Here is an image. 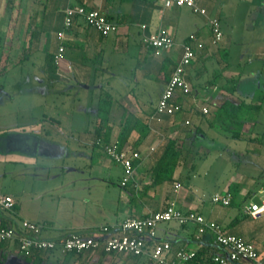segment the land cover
I'll list each match as a JSON object with an SVG mask.
<instances>
[{
  "label": "crops",
  "instance_id": "crops-1",
  "mask_svg": "<svg viewBox=\"0 0 264 264\" xmlns=\"http://www.w3.org/2000/svg\"><path fill=\"white\" fill-rule=\"evenodd\" d=\"M196 2L211 17L220 19L224 38L218 44L213 43L207 17L189 7L193 16L188 17L186 6L165 8L163 0H0V37L11 40L12 58L13 53L15 58L19 56L15 63L11 61L7 73L30 65L39 72L35 79L40 84V92L36 91L39 97L34 95L32 99L42 103L46 94L57 97L50 109H43L39 117L20 128L35 141L37 150L45 148L62 157L46 159L18 151L10 152L8 158L0 155V160L24 165L25 174L32 180L31 186L19 194L21 199L8 194L14 198L15 207L9 211L0 209L2 220L16 225L23 219L41 223L45 226L42 237L58 240L79 231L97 233L103 226L114 232L127 217H144L175 201L184 212H198L206 222L220 225L226 232L256 245L257 261L230 264H264V216L254 218L245 212L248 202H259L254 197L264 194V182L259 177L262 172L256 169L261 167L254 162V170L249 171V167L244 170L240 165L224 183L215 181L213 197L221 194L230 196L232 201L229 206L216 203L209 216L204 214L203 198L207 193L196 181L194 171L198 157L207 162L211 153L222 156L230 149L239 156L241 152L253 151L256 161L264 157V0ZM80 5L101 10L118 24V31L103 35L82 17H76L73 26L66 29L65 9ZM242 8L246 9L244 14ZM241 22L243 26L239 25ZM160 29L174 37L176 46L157 55L146 44L145 35ZM191 34L204 44L203 48L196 46L197 57L187 67L192 91L178 92L181 111L159 115L158 102L181 57L182 44ZM61 46L64 52L56 60ZM116 54L123 58L115 60ZM129 55L134 59L133 68L131 73H122L120 69ZM50 56L53 65L48 63ZM220 71L221 78L213 81L215 72ZM146 80L161 84L159 99L153 105L134 90ZM78 87L92 93L90 102L81 99ZM68 99L73 106L67 105ZM104 100H112V109L109 123L102 125L100 106ZM227 100L247 106L249 119L242 125L239 137L217 121L219 109ZM134 116L147 124L149 131L142 139L133 132L131 141L123 146L141 154L136 160L134 178L123 186L122 166L105 159L96 143L100 128L101 136H109L110 142L117 143L125 119ZM230 140L236 143H232L233 147ZM169 141L175 143L172 152H178L175 165L167 154ZM168 162L174 169L162 168ZM114 174H119L116 182ZM177 183L181 186L177 187ZM230 206L237 210L228 209ZM157 239L169 240L174 252L181 247L202 252L208 247L204 241L213 243L215 254L221 252L209 232L202 238L198 236L194 222L161 223ZM15 244L0 242V264H75L81 259V254L63 259L46 252L17 259L11 255ZM154 245L152 240L150 246ZM14 249L22 255L19 248ZM96 253L99 252L92 254ZM170 257L174 259L173 254ZM143 259L157 264L149 256ZM200 260L197 264H219Z\"/></svg>",
  "mask_w": 264,
  "mask_h": 264
},
{
  "label": "built area",
  "instance_id": "built-area-1",
  "mask_svg": "<svg viewBox=\"0 0 264 264\" xmlns=\"http://www.w3.org/2000/svg\"><path fill=\"white\" fill-rule=\"evenodd\" d=\"M165 8L173 6L189 7L193 12L208 18L213 43L218 44L224 38V32L220 19L211 17L208 11L198 5L196 0H163ZM65 27L73 26L76 17H82L91 27L97 29L103 35L116 32L119 29L117 23L111 21L106 14L99 9H88L85 6H69L65 9ZM63 34H61L62 36ZM145 42L157 55L172 50L176 46L174 37L165 30L145 35ZM203 48V42L198 40L196 34L189 36V41L182 44V54L177 62L170 80L168 81L157 105V114H174L181 110L182 105L177 100L178 91L190 94L192 87L187 79V67L196 59L197 48ZM64 47H60L56 60L62 57ZM208 112L207 108H203ZM106 154L124 167L122 185L125 186L134 178V162L141 157L139 151L120 148L117 143H106L100 139ZM181 184L177 183V187ZM213 201L224 206L231 204L230 196L216 194ZM15 200L11 195H0V209L12 210ZM245 212L254 218L264 216V199L261 202L250 201ZM178 221L180 224L196 223L198 236L202 238L208 232L214 242L221 248V252L214 256V261L219 264H230L241 260L257 261L259 253L256 245L243 237L226 232L220 225L206 222L203 215L195 211L184 212L175 201L157 212H151L144 217H127L114 232H109V226H103L101 230L92 235L72 233L63 239H48L42 237L44 225L28 219L21 220L19 225L14 223L4 224L0 218V241L14 242L19 252L31 255L36 251L51 250L60 254L82 253L84 251L106 252L107 254L133 253L138 256H149L157 264H185L195 255L184 247L173 251V245L169 240L157 239V227L161 223ZM155 241L153 247L150 242ZM174 255V259L170 256Z\"/></svg>",
  "mask_w": 264,
  "mask_h": 264
},
{
  "label": "rangeland",
  "instance_id": "rangeland-1",
  "mask_svg": "<svg viewBox=\"0 0 264 264\" xmlns=\"http://www.w3.org/2000/svg\"><path fill=\"white\" fill-rule=\"evenodd\" d=\"M188 7H185V10L189 13H186L187 16H193L192 12L187 9ZM246 11L245 8H242V14ZM239 19V17H238ZM243 19V16L241 17V20ZM240 26H243V23L241 22L239 24ZM188 27H185V31H187ZM134 49V48H133ZM131 48V50L133 51ZM23 54V51L20 53ZM63 54V53H62ZM15 54L13 53V58L11 59L12 62L15 63ZM121 56L116 54L114 56L115 60H118ZM123 58V57H121ZM135 58V56H133ZM126 59V62L123 63L121 72H129L131 73V70L133 68V60L131 55H129ZM27 64L29 62L27 61ZM120 65V64H119ZM122 65V64H121ZM30 65H27L23 68H16L15 70H11L5 77H0V155L4 156L5 158H8L6 155L9 156L10 152L18 151L24 154H31L34 156H38L39 158H60L61 155L57 154L55 152H52V150H46L45 148L37 150V146L34 144L35 141H32L31 137L26 136L24 134V128H20L21 126L25 125L26 123H30L33 121L34 118H37L41 115V111L43 109H50L51 106L54 104V101H56L57 97L54 94H46L44 99L45 101L40 103V99H37L35 101L32 99L31 96H38L37 92H40V84L35 79V76L39 74V72L33 70V67H29ZM78 92L80 91V97L85 102H90L92 93H88L83 88L78 87ZM126 89V88H121ZM108 90V89H107ZM134 90L139 91L142 95L140 98L145 101L148 100L150 105L155 104L158 99L161 92V84L157 81H144L141 85L136 86ZM37 91V92H36ZM106 91V88H105ZM74 94H77L74 91ZM42 95V94H41ZM41 97V96H40ZM55 99V100H54ZM90 100V101H89ZM31 101L33 103H31ZM58 102V101H57ZM67 105L73 106L71 99H68ZM78 105V102L76 103V106ZM93 119V118H91ZM77 121V120H76ZM75 121V122H76ZM79 123L81 120H78ZM81 124V123H80ZM85 126V124H83ZM83 126V127H84ZM239 127H237L238 129ZM72 137V136H70ZM223 139V138H222ZM228 141V140H227ZM222 142L219 140L218 143ZM234 141L230 140L229 143H231L230 147H233L234 144H236ZM72 145H74V142H71ZM233 143V145H232ZM205 144V143H204ZM239 144H242L244 146L245 142H242L240 140ZM99 149L102 152L105 159H107L109 162H114L113 164H116L118 162L114 161L112 158H110L104 151V149L100 146ZM71 149V147H70ZM70 152V150H68ZM71 154V153H69ZM79 154V153H78ZM200 154H203L201 151ZM65 157H69L70 159L71 155L65 154ZM212 156H210L209 161L204 162L202 158L198 157L196 159V167L194 171L196 170L197 175L195 178L196 181H200L201 183L199 185L202 186V188L206 191L207 195L203 198L204 203L206 204V209L204 211L205 215H210V212L212 211V207L216 204L213 201V193L214 189L216 187L217 183H224L227 181L231 175L234 174L235 170L238 169V166L241 165V169L244 168V170H247V167H249L250 170H254L253 163H255V166L261 167L256 168L257 171L260 170L262 173H260V178L264 182V157L261 156L257 159L254 157L253 151H247V152H241V155L239 156L238 153L232 152L230 149L228 152H225V155L220 156L219 153L215 155V153H211ZM4 158V159H5ZM62 158V157H61ZM120 164V163H118ZM121 165V164H120ZM122 166V165H121ZM252 166V167H251ZM25 166L22 164H16L14 162H9L6 160H0V194L8 195L13 194L16 197H20L19 194H22V192L25 189H28L31 186V179L29 178ZM123 169V177L125 174L124 167ZM119 174H114V180L115 182L118 181ZM190 179H188L189 182ZM191 181V180H190ZM259 195V194H258ZM262 198H261V197ZM264 198V194H260L259 196L254 197L255 201L261 202ZM249 200H247L248 202ZM249 203V202H248ZM228 209L237 210L236 207L230 206ZM249 220V219H248ZM252 222V220H249ZM45 227V226H44ZM93 231V230H92ZM92 231H79L78 234L81 235H92L95 232ZM75 233V232H74ZM2 242V241H0ZM10 244L11 242H7ZM16 245V246H15ZM11 247V255L13 257H16L17 259L20 257L22 259H27V256L19 253L14 252V248L18 249L17 244H15ZM39 252H46L45 250L39 251ZM90 252V253H89ZM86 253V254H85ZM89 253V254H87ZM95 253V252H92ZM91 251H84L82 253H67V254H60L58 252H55L54 257H62L63 259L65 257L73 256L74 254H81V259L78 263L75 264H151L152 262L149 259H143V256L139 257L134 255L133 253H120V254H101L102 251L96 254H92ZM83 254V255H82ZM149 260V261H148ZM54 261H56L54 259ZM69 261H71L69 259ZM61 264V263H59ZM67 264V263H66Z\"/></svg>",
  "mask_w": 264,
  "mask_h": 264
},
{
  "label": "trees",
  "instance_id": "trees-1",
  "mask_svg": "<svg viewBox=\"0 0 264 264\" xmlns=\"http://www.w3.org/2000/svg\"><path fill=\"white\" fill-rule=\"evenodd\" d=\"M186 41H189V37L187 38ZM11 40L8 38H5L4 36L0 37V77L6 75L8 71L9 64L11 63L12 59V54H11V47H10ZM56 59V56H55ZM49 64L53 65V57L50 56L48 60ZM222 72H215V77L212 79L213 81L217 80L218 78H221ZM170 80V78H169ZM168 80V81H169ZM228 82H233L231 79H226ZM168 83V82H167ZM179 92V91H178ZM183 93V92H182ZM180 103V102H179ZM181 104V103H180ZM246 105L244 103H234L232 100H227L225 103H223V106L219 109L220 113L218 114V122L220 123L221 127H223L225 130H233L235 133L234 135L239 137L242 125L249 119L248 116H246ZM259 107V105L255 106ZM112 109V100H104V102L100 106V112L102 113V125H105L109 123L110 121V112ZM181 111V110H180ZM179 112V111H178ZM177 113V112H176ZM175 114V113H174ZM237 127H239L237 129ZM149 127L147 124L143 123L140 119L137 117H132V118H126L125 119V126L123 128V131L120 135V139L117 141V144L119 145L120 148H124L123 146L131 141V134L133 132H137L138 139H142L148 134ZM100 135V139L104 140L106 143H112L110 142L109 136H101V128L98 131ZM137 143V141H134ZM134 143V145H136ZM133 144V143H132ZM174 142L169 141L168 143V151L167 154L170 155L171 158V163L174 164L175 160L177 158L178 152H172V149L174 148ZM97 146L102 147L101 145L97 144ZM103 148V147H102ZM137 150V149H134ZM138 151V150H137ZM106 153V152H105ZM170 162H168L166 165H163V169L168 170L170 168L174 169V166L169 165ZM136 165V161L134 162V166ZM175 165V164H174ZM195 167V164L193 165ZM130 182V181H129ZM128 182V183H129ZM127 183V184H128ZM232 199V198H231ZM15 207V204H14ZM13 207V209H14ZM4 224H7L8 222L3 220ZM206 249H204L202 252L201 251H196L194 257L189 261V263H199L202 258V260H205L207 262H212L215 263L214 261V256L216 255L214 250V246L212 245L213 243L211 241L206 242ZM212 243V244H211ZM215 247H219L218 245ZM46 253H55L54 251L51 250H45ZM39 251L34 252L33 254L38 257ZM104 255L107 254L106 252H102ZM32 254V255H33ZM138 256V255H136ZM141 256H138V258ZM188 263V262H187ZM186 264V263H185Z\"/></svg>",
  "mask_w": 264,
  "mask_h": 264
}]
</instances>
